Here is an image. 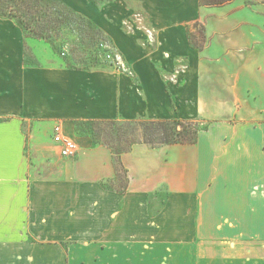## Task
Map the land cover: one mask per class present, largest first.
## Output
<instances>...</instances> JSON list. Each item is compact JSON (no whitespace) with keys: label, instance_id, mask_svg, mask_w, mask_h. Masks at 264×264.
Instances as JSON below:
<instances>
[{"label":"crops","instance_id":"obj_1","mask_svg":"<svg viewBox=\"0 0 264 264\" xmlns=\"http://www.w3.org/2000/svg\"><path fill=\"white\" fill-rule=\"evenodd\" d=\"M112 2L140 5L156 36L143 48L115 19L101 26L132 76L25 67L33 38L0 27V264H152L147 246L167 242V227L214 222L217 203L263 205L264 3ZM196 118L211 123L196 143H139L120 156L124 191L107 147L78 137L63 158L51 139L58 123L70 137L77 122Z\"/></svg>","mask_w":264,"mask_h":264},{"label":"rangeland","instance_id":"obj_2","mask_svg":"<svg viewBox=\"0 0 264 264\" xmlns=\"http://www.w3.org/2000/svg\"><path fill=\"white\" fill-rule=\"evenodd\" d=\"M43 3L63 12L66 28L52 33L54 47L42 40L25 38V67L100 69L132 76L123 56L100 29L106 24L111 27L113 19L119 22V28L126 34H139L141 47L150 48L157 43L140 5L135 2L114 5L112 0H43ZM1 21L2 28L13 26L9 21ZM194 30L199 37L195 40L200 43L202 39V43V25ZM175 66L179 72L187 63L184 58H179L175 60ZM173 74L165 72L162 76ZM190 122L205 130L211 125L200 118ZM83 129L74 132L70 138L77 143L76 138L88 137L87 130ZM135 134L137 139L140 138L139 133ZM120 175L122 179L116 180V188L121 181L124 182L125 174ZM262 199L263 205L254 201L234 205L217 203L214 205V222L204 217L198 222L192 217L184 222L182 228L167 227V242H153L147 246L152 253V264H264V195ZM208 223H214V226L209 227Z\"/></svg>","mask_w":264,"mask_h":264},{"label":"trees","instance_id":"obj_3","mask_svg":"<svg viewBox=\"0 0 264 264\" xmlns=\"http://www.w3.org/2000/svg\"><path fill=\"white\" fill-rule=\"evenodd\" d=\"M231 2L232 0H199L201 6L215 7H223ZM251 2L264 3V0ZM0 18L11 21L26 37L45 41L51 46L52 33L66 28V16L63 12L43 3V0H0ZM189 43L193 44L190 36ZM81 126L87 130L93 144L105 146L111 151L115 159V180H121L120 174H125L124 182L121 181L119 188L117 187L119 191H124L127 186L120 156L129 152L133 145L143 143L152 148L176 144L191 145L196 143L199 132L205 130L192 122L179 119L77 122L75 132L82 131ZM135 133H139L140 138L137 139ZM109 187L114 188L112 184Z\"/></svg>","mask_w":264,"mask_h":264},{"label":"built area","instance_id":"obj_4","mask_svg":"<svg viewBox=\"0 0 264 264\" xmlns=\"http://www.w3.org/2000/svg\"><path fill=\"white\" fill-rule=\"evenodd\" d=\"M52 142L58 148V153L63 158H73L78 153L77 143L63 132L61 125L56 124L52 129Z\"/></svg>","mask_w":264,"mask_h":264}]
</instances>
